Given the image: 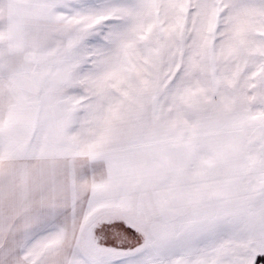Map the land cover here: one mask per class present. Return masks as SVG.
Masks as SVG:
<instances>
[{
    "label": "snow or ice",
    "instance_id": "snow-or-ice-1",
    "mask_svg": "<svg viewBox=\"0 0 264 264\" xmlns=\"http://www.w3.org/2000/svg\"><path fill=\"white\" fill-rule=\"evenodd\" d=\"M0 264H264V0H0Z\"/></svg>",
    "mask_w": 264,
    "mask_h": 264
}]
</instances>
